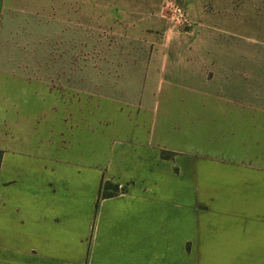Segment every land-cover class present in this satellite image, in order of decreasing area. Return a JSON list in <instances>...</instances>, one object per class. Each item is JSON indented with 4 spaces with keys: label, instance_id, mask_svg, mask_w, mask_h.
<instances>
[{
    "label": "rangeland",
    "instance_id": "1",
    "mask_svg": "<svg viewBox=\"0 0 264 264\" xmlns=\"http://www.w3.org/2000/svg\"><path fill=\"white\" fill-rule=\"evenodd\" d=\"M117 141L264 169V0H5L0 148Z\"/></svg>",
    "mask_w": 264,
    "mask_h": 264
},
{
    "label": "crops",
    "instance_id": "2",
    "mask_svg": "<svg viewBox=\"0 0 264 264\" xmlns=\"http://www.w3.org/2000/svg\"><path fill=\"white\" fill-rule=\"evenodd\" d=\"M0 150V264H264V169L128 141L103 166ZM103 179L128 191L98 202Z\"/></svg>",
    "mask_w": 264,
    "mask_h": 264
},
{
    "label": "trees",
    "instance_id": "3",
    "mask_svg": "<svg viewBox=\"0 0 264 264\" xmlns=\"http://www.w3.org/2000/svg\"><path fill=\"white\" fill-rule=\"evenodd\" d=\"M3 156V151L0 150V165ZM162 159H169L170 155L161 152ZM128 191V186H121L119 183H114L112 181L102 180L99 191H98V202L102 199H109L118 196L121 193H125Z\"/></svg>",
    "mask_w": 264,
    "mask_h": 264
}]
</instances>
